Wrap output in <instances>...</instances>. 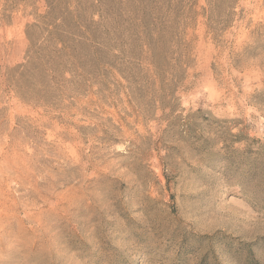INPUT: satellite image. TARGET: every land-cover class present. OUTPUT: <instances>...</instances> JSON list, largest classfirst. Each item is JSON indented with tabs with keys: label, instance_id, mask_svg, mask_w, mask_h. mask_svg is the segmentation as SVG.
Listing matches in <instances>:
<instances>
[{
	"label": "rangeland",
	"instance_id": "obj_1",
	"mask_svg": "<svg viewBox=\"0 0 264 264\" xmlns=\"http://www.w3.org/2000/svg\"><path fill=\"white\" fill-rule=\"evenodd\" d=\"M7 1L0 264H264V0H50L98 42L48 103L10 77L48 1Z\"/></svg>",
	"mask_w": 264,
	"mask_h": 264
},
{
	"label": "trees",
	"instance_id": "obj_2",
	"mask_svg": "<svg viewBox=\"0 0 264 264\" xmlns=\"http://www.w3.org/2000/svg\"><path fill=\"white\" fill-rule=\"evenodd\" d=\"M19 0H11L5 4L4 11L11 10L19 5ZM48 1L49 12L38 23L30 25L27 31L30 45L26 61L19 65L10 75L14 85L21 89L27 100H39L44 103L54 101L66 95L65 84L69 81L66 74L76 75L79 69L76 63H80L74 56L77 43L86 41L98 42L97 38L88 33V26L82 24L77 14L79 4L65 5L64 12L67 15L54 16L55 6ZM183 1V0H182ZM238 0H207V10L211 23L219 29L229 26L235 14V4ZM72 3V2H68ZM183 3V2H182ZM74 5L75 9L70 7ZM84 28L88 33H81ZM32 29L43 30L45 36L40 39ZM88 35V36H86ZM151 46V44H149ZM149 49H151L149 47ZM99 52L96 49L95 53ZM97 62V59H95ZM88 63H91L90 60ZM91 66H95L93 63ZM77 67V68H75ZM83 72V70H81ZM96 71V70H95ZM86 73V72H83Z\"/></svg>",
	"mask_w": 264,
	"mask_h": 264
}]
</instances>
